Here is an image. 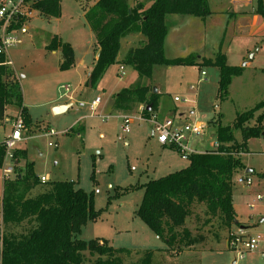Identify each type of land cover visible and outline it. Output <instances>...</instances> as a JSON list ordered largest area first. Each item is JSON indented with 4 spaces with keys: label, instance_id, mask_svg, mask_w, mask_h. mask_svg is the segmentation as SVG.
I'll list each match as a JSON object with an SVG mask.
<instances>
[{
    "label": "rangeland",
    "instance_id": "rangeland-1",
    "mask_svg": "<svg viewBox=\"0 0 264 264\" xmlns=\"http://www.w3.org/2000/svg\"><path fill=\"white\" fill-rule=\"evenodd\" d=\"M134 1L127 0L129 4ZM141 1L145 5L151 2ZM244 2L248 4L246 9L242 7ZM85 3L59 0V16L50 18L34 9L27 20L28 32L22 36L21 43L8 50L12 64L7 66L18 79L32 118L26 134L22 133L24 140L19 142V147L26 150V159L19 166L32 162L37 177L72 180L75 187L87 193L92 191L93 206L99 210V216L88 220L76 238L85 241L104 238L113 248L129 251L117 254L122 264L139 262L146 251H151L150 264H233L237 255L227 241L229 233L239 229L249 236L258 235L260 243L253 251L245 252L238 264H264V136L249 138L248 151L240 153L246 169L252 170L249 173L252 184L245 186L237 182V178L246 175L244 170L234 173L231 180L232 202L239 224H232L227 233L229 227L208 217L205 206L196 203L186 220L195 242L190 248L171 253L166 250V241L135 210L142 198V184L186 167L188 160L181 158L178 150L157 142L156 136L151 135L152 124L143 118L140 110L123 113L112 110L109 102L110 94L123 87L138 82L148 84L156 94L154 112L159 118L170 119L177 126L197 122L202 125L200 134L187 136L189 150L213 149L217 142L212 120L220 115V122L229 124L237 113L264 99V14L252 12L257 0H208L211 13L203 19L167 14L166 58L189 57L195 63L155 64L149 78H141L125 64L120 77V63H114L94 87L85 84L97 55L95 33L84 18ZM54 35L73 47L74 64L69 69L60 70V52L46 47ZM144 40L138 32L125 34L117 59L129 47L142 45ZM217 52L225 55L228 64L243 67L242 73L232 78L224 101L216 97L218 68L199 64L202 58H212ZM96 96L102 101L92 111L90 104ZM62 105L68 107L61 112L53 111ZM259 112H255L249 124ZM15 113V107L9 105L0 123V142L10 132V119ZM123 114L135 117L126 133L121 130ZM47 128L56 134L47 135ZM234 136L241 140L240 130H235ZM47 186L48 182L39 183L28 194L35 196ZM2 190L0 167V195ZM257 194L260 200L256 199ZM251 203L253 208L249 207Z\"/></svg>",
    "mask_w": 264,
    "mask_h": 264
},
{
    "label": "trees",
    "instance_id": "trees-1",
    "mask_svg": "<svg viewBox=\"0 0 264 264\" xmlns=\"http://www.w3.org/2000/svg\"><path fill=\"white\" fill-rule=\"evenodd\" d=\"M79 1L86 2L84 18L96 36L98 55L85 82L90 87H94L114 63L131 66L141 78H149L155 64H194L189 57L166 58L165 17L181 14L203 19L211 13L207 0H151L148 6L141 0L132 4L127 0ZM33 7L48 18L58 17L60 13L59 0H37ZM255 12L264 14L263 0H257ZM131 32L144 36V43L130 47L124 57L117 60L121 38ZM46 47L60 49V70L74 64L71 45L57 35L51 37ZM199 64L218 68L216 97L218 101L226 100L232 78L240 75L243 67L228 64L222 52L215 53L212 58H202ZM9 105L17 109L24 125L29 126L31 120L23 105L18 79L7 66L5 55L0 54V121ZM140 107L146 119L156 110V94L148 84L138 82L111 96L112 110L127 113ZM258 110L254 122L249 124ZM220 117L211 121L216 125V148L191 152L186 167L150 179L140 186L143 194L135 214L166 241V250L170 252L178 253L193 246L196 238L187 228L186 220L196 203L205 206L208 217L222 221L227 227L234 222L239 224L235 221L231 180L238 171L250 173H246L240 153L248 151L249 138L259 137L264 131V99L237 113L229 124H222ZM235 130L241 132L239 141L235 139ZM3 156L4 147L0 143V167ZM14 159L15 177L3 181L0 196V264H122L117 254L129 251L113 248L104 238L89 241L76 238L88 220L99 216V210L93 206L92 191L87 193L75 187L72 180H53L44 191L29 196L30 189L40 183L33 171V163L27 161L24 166H19V162L26 159L23 148L14 150ZM150 259L151 251H146L139 262L129 264H150Z\"/></svg>",
    "mask_w": 264,
    "mask_h": 264
},
{
    "label": "built area",
    "instance_id": "built-area-1",
    "mask_svg": "<svg viewBox=\"0 0 264 264\" xmlns=\"http://www.w3.org/2000/svg\"><path fill=\"white\" fill-rule=\"evenodd\" d=\"M37 0H0V54H4L6 57V64L11 65V61L8 55V50L22 41V36L28 32L27 20L32 17L34 13V3ZM120 77L123 76V66L120 64ZM205 72L201 70V75ZM65 91L68 90L67 86H63ZM177 101L178 98L174 97ZM100 101V97L96 96L90 104V109L94 111ZM141 111V108H140ZM122 118V132L129 131V124L135 118L128 114H123ZM144 118V117H143ZM137 119H142V116H137ZM152 124V135L156 136L157 142L165 146H174L181 154V158L186 159L191 152L187 146L188 135H198L202 131V125L200 123H186L182 126H177L170 119H159L155 113H152L147 118ZM264 125V122H263ZM22 117L17 112L16 116L10 120V132L0 142L4 147V156L1 165L2 180H10L15 177L14 165V150L19 147V142L24 140L22 131L25 129ZM46 134L51 136L55 135V131L51 128H47ZM217 145L214 147L216 148ZM40 183L49 182L50 179L47 175L38 176ZM239 184L249 186L252 184V179L249 174L243 177L237 178ZM95 192H98L95 190ZM256 199L260 200L261 196L256 195ZM254 204L249 205L253 208ZM228 247L236 252V257L233 264H238V260L244 258V253L253 251L260 243V237L249 236L244 234L242 229H239L235 233H229Z\"/></svg>",
    "mask_w": 264,
    "mask_h": 264
},
{
    "label": "crops",
    "instance_id": "crops-1",
    "mask_svg": "<svg viewBox=\"0 0 264 264\" xmlns=\"http://www.w3.org/2000/svg\"><path fill=\"white\" fill-rule=\"evenodd\" d=\"M207 1H208V0H207ZM233 3H234V1H233ZM149 4H150V3L146 4V6H148ZM228 5H229V4H228ZM242 5H243V6H242L243 9L248 8V4H247V2H244ZM208 6H209V3H208ZM253 10H254V11H252V12H255V8H254ZM255 17H256V16H255ZM255 17H254V18H255ZM165 21H166V18H165ZM63 41H65V40H63ZM65 42H68V41H65ZM68 43H70V42H68ZM164 43H165V40H164ZM70 45H71V43H70ZM72 48H73V47H72ZM129 48H130V47H129ZM129 48H128V49H129ZM128 49H127V50H128ZM57 50L60 52V49H57ZM52 51H54V50H52ZM73 53H74V52H73ZM123 57H124V56H123ZM123 57H120V59H117V60H121ZM88 73H89V72H88ZM88 73H87V76H88ZM114 93H115V92H113V93L110 94V95L112 96ZM111 96H110L109 102H111ZM22 98H23V96H22ZM93 100H94V99H93ZM93 100H92V101H93ZM92 101H91V102H92ZM101 101H102V99L100 98V101H99L98 105L101 103ZM23 105L26 107L27 114L29 115L30 120H32V118H31V114H30V111H29V109H28L29 106H27V105L24 103V100H23ZM98 105H97V106H98ZM7 107H8V106H6L5 116H6V112H7ZM140 108H141V107H140ZM15 109H16V108H15ZM139 110H140V109H139ZM153 113L156 114V112H153ZM16 114H17V109H16L15 116H16ZM156 115H157V114H156ZM5 116H4V117H5ZM15 116H14V117H15ZM157 116H158V115H157ZM14 117H12L11 119H13ZM158 118H159V116H158ZM3 119H4V118H3ZM11 119H10V120H11ZM159 119H163V118H159ZM2 121H3V120H2ZM2 121H0V123H2ZM31 123H32V121H31ZM31 123H30V125H31ZM30 125H29V126H26L25 129L22 131V133H25V134H26V128H28V127L30 128ZM29 128H28V129H29ZM151 135H152V133H151ZM160 145H161V144H160ZM162 146H163V145H162ZM164 146H165V145H164ZM18 148H20V147H18ZM20 149H21V148H20ZM0 196H1V195H0ZM233 206H234V205H233ZM234 209H235V208H234ZM235 212H236V209H235ZM236 215H237V213H236ZM235 221L239 222L238 220H235ZM234 223H236V222H234ZM243 225H244V224H243ZM243 225H241V228H243ZM231 228H232V226H230L229 229L226 228L227 233H228V230H230ZM226 241H227V239H226ZM190 247H192V246H190ZM190 247H189V248H190ZM171 253H174V252L171 251ZM234 259H235V258H234ZM234 259L232 260V263H233Z\"/></svg>",
    "mask_w": 264,
    "mask_h": 264
},
{
    "label": "water",
    "instance_id": "water-1",
    "mask_svg": "<svg viewBox=\"0 0 264 264\" xmlns=\"http://www.w3.org/2000/svg\"><path fill=\"white\" fill-rule=\"evenodd\" d=\"M97 55H98V52H97ZM248 57L251 58L252 57V53H250V55ZM153 91L155 92V89H153ZM67 107H68V105L57 106V107H54L53 108V111L55 113L61 112V111H63ZM148 109H149V107H148ZM262 136H264V131L262 132ZM247 172H251V169H246V173Z\"/></svg>",
    "mask_w": 264,
    "mask_h": 264
}]
</instances>
